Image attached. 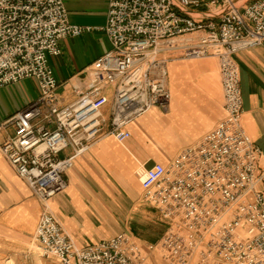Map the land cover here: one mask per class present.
Wrapping results in <instances>:
<instances>
[{"label": "built area", "instance_id": "obj_1", "mask_svg": "<svg viewBox=\"0 0 264 264\" xmlns=\"http://www.w3.org/2000/svg\"><path fill=\"white\" fill-rule=\"evenodd\" d=\"M203 7L194 17L192 10ZM95 31L111 49L92 64L77 101L61 106L50 58L61 56L64 40ZM263 44L264 0H110L103 28L72 24L65 0H0V89L36 80L40 91L0 125V131L15 127L0 151L43 205L34 237L40 257L58 264H144L159 249L169 264H264V151L243 126L235 59ZM210 57L220 64L225 118L168 164L138 172L143 199L167 223L159 244L145 252L121 234L77 247L50 208L68 187L66 174L105 136L125 143L131 123L155 107L168 112L170 61Z\"/></svg>", "mask_w": 264, "mask_h": 264}, {"label": "crops", "instance_id": "obj_2", "mask_svg": "<svg viewBox=\"0 0 264 264\" xmlns=\"http://www.w3.org/2000/svg\"><path fill=\"white\" fill-rule=\"evenodd\" d=\"M109 1L65 0V4L72 24L103 28L107 24ZM192 11L194 17H201L196 13L206 9ZM61 47V56L50 58V65L59 84L60 104L68 106L78 99L76 89L86 90L92 64L111 45L103 32L95 31L66 39ZM235 59L244 97L243 126L255 145L264 151V44L238 53ZM167 70L172 94L168 112L155 107L131 123L128 130L132 138L125 143L109 136L96 142L66 174L67 189L51 200L53 216L77 247L127 234L147 252V242L139 232L148 230L155 216L154 208L143 199L139 170L168 164L225 118L217 58L176 59L167 64ZM196 81L204 86L197 95L193 90ZM106 94L110 102L104 114L109 118L114 88H108ZM39 95L36 80L0 89V125L30 106ZM14 135V126L1 130L0 144ZM259 173L264 175V158L259 162ZM262 187L264 190V183ZM42 212L40 200L0 151V262L29 257ZM156 212L164 223L163 233L154 240L158 242L167 231V223ZM150 258L153 259L147 264H166L161 259L154 261L158 256Z\"/></svg>", "mask_w": 264, "mask_h": 264}, {"label": "rangeland", "instance_id": "obj_3", "mask_svg": "<svg viewBox=\"0 0 264 264\" xmlns=\"http://www.w3.org/2000/svg\"><path fill=\"white\" fill-rule=\"evenodd\" d=\"M193 86H195L193 90L195 91L196 95L199 93L200 89L204 87V86H201V84H199V82L197 81L193 83ZM210 89L214 91V88H210ZM217 113L219 114L220 112L217 110ZM154 216H155V219L153 221V224L150 225V228H148V230L144 232H139L145 238L144 240L147 242L145 246H148V247L157 246L160 240L158 242L154 240H157L158 237H160L164 231V223L160 220L159 215L157 214L155 209H154ZM30 251L31 252L29 253V257H27L28 256L27 255V256H24L23 258H7L5 260H2L0 264H9V262L10 264H58L55 259L41 258L36 246H32V249H30ZM153 255L160 257V258H154V261L161 259L166 264H169L167 261L164 260L159 249H157V251L152 252V253L148 252L147 259L145 260L144 264H147L148 261L152 260L153 258H150V257Z\"/></svg>", "mask_w": 264, "mask_h": 264}]
</instances>
